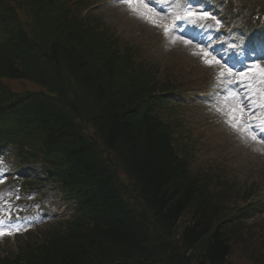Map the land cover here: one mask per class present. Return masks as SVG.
Returning <instances> with one entry per match:
<instances>
[{
  "label": "trees",
  "instance_id": "16d2710c",
  "mask_svg": "<svg viewBox=\"0 0 264 264\" xmlns=\"http://www.w3.org/2000/svg\"><path fill=\"white\" fill-rule=\"evenodd\" d=\"M54 2L62 1L10 2L16 16H23L19 12L28 15L32 30L42 31L38 39L42 46L33 31V38H29L19 27L17 38L21 41L14 50H3L6 57L0 56V78L25 79L44 88L48 96L28 95L43 101L45 115L51 122L48 130L52 134L60 131L58 141H75L74 158L82 172L87 163L94 162L95 154L90 149H95V143L113 151L119 163L120 159L126 162L139 184L138 197L146 209L154 210L166 223L176 222L179 216L187 218L190 225L184 230L183 243L186 252L197 255L198 264H229L227 259L235 244H244L253 253L257 245L250 233L242 229L238 215L231 218L227 214L230 209L221 203L223 197L211 184L192 176L178 161L167 131L159 129L158 119L144 107L156 90L168 85L144 89L140 83L143 62L136 53L128 47L119 49L106 32L84 29L90 24L88 19L76 22L68 16L67 7ZM10 56L19 60L18 65L23 68L15 67ZM75 118L90 122L94 143L85 145L77 140L78 129L69 121ZM12 139L11 134L0 132L1 144ZM115 191L111 180L103 185L102 179L99 181L96 193L103 222L76 235H56L51 247V243L40 248L31 244L11 264H94L104 256L118 264H141V260H147L150 246L141 231L146 216L136 217L135 221L122 213L121 207L113 204L121 200ZM58 238L64 244H57ZM254 259L260 260L257 256Z\"/></svg>",
  "mask_w": 264,
  "mask_h": 264
},
{
  "label": "rangeland",
  "instance_id": "374dc122",
  "mask_svg": "<svg viewBox=\"0 0 264 264\" xmlns=\"http://www.w3.org/2000/svg\"><path fill=\"white\" fill-rule=\"evenodd\" d=\"M114 1L116 2V4H114ZM257 1L258 0H250L249 3H255ZM260 1L264 2V0ZM91 2L95 4V10H97L95 12L93 11V13L97 17H100L105 25L111 27L112 34L120 42L121 48H124L125 43L129 42L134 51L140 53V55L143 58H146V60L150 64L154 63V65H156L157 67H159L158 65H160V67L163 66L160 62L162 59H164V57L167 58L164 67L160 68L159 70L160 72L158 74V77H160L161 80L168 79L170 77L168 74L165 73L164 68H173L177 77V82L188 81L189 76L198 78L202 75H210V71L214 70L213 66H208L201 63L198 60V57H196L190 51V49H188V47L183 48L182 46H179L178 43H175L173 40H171L170 36L165 35L162 27L154 26V24L150 23L147 19L141 18L135 12L130 11L128 4L121 3L120 0H91ZM141 11L146 10L142 9ZM149 15H151V13H149ZM153 18L159 25H167L166 19L163 15L158 14L155 15ZM233 78L240 79V81L244 82V84H255V82L253 81L254 76L250 78V81L245 78H241L240 74L237 73L233 76H230L228 80H232ZM15 85L17 88H31V85H26L27 87H22V83H15ZM235 108H237L236 102H232L227 105V109L230 111H233ZM205 113V111L200 110L199 114L197 115H199L201 118L203 117L211 119V117ZM230 114L234 116L242 115L240 110L231 112ZM225 115L226 113H221L216 119H212L209 123L217 126L223 121ZM209 123L198 127V130L202 131L201 134H199L201 137L199 139V142L203 143L204 140V146L202 144H198V153L196 152V157H200L196 160H199L200 162L201 160L206 161L207 159L205 155L206 146L204 130H207L212 127V125H210ZM185 131L186 127H181L180 129H177L178 134L176 141L180 147H188L187 143L182 139L180 135L181 133L185 138H187ZM194 131H196V129L193 131H188L187 133L189 134L190 132ZM248 144L254 147V144L252 142L248 141ZM188 150L190 152V155H193L194 152L191 147H188ZM225 154L226 151H224V158L220 159V148L216 147L213 149L212 153L210 154V157L212 156L215 160L219 159V165L228 172L231 171V168L233 166H236V163L241 164L242 168L239 171L238 176L240 181L239 191H242L243 189L249 186V182L247 179L244 178V176L250 172H254L252 176L261 177L262 181H264V172L261 171L259 167V165L264 167V159L262 158L263 155L260 154V156H256L253 154L256 157L242 160L228 158V156H226ZM258 191L259 195L261 196L260 200L263 201L264 190L259 189ZM237 195H242V193H238ZM227 204L231 203L227 201L226 205ZM254 220H264V210L258 212L254 217ZM241 246H243V244H235L233 247V255L230 257V261L233 264H248V262H246L243 257H239V255H237V253H241L243 254V256H247L246 254L242 253L240 248ZM7 247L8 246H0V251L12 248V246L8 248ZM247 257L251 258L249 256ZM238 258L243 261L241 262ZM251 262H253L252 259Z\"/></svg>",
  "mask_w": 264,
  "mask_h": 264
},
{
  "label": "snow or ice",
  "instance_id": "6c2138e0",
  "mask_svg": "<svg viewBox=\"0 0 264 264\" xmlns=\"http://www.w3.org/2000/svg\"><path fill=\"white\" fill-rule=\"evenodd\" d=\"M122 2L128 4V7L130 9V11L135 12L139 17L147 19L150 23H153L154 26H158V27H162L163 31L165 33V35H168L169 33V27L167 25H159L155 19L153 18L156 13L153 12V10L145 3H143V0H122ZM140 9H145L146 11H141ZM149 13H151V15H149ZM186 17L187 18H192L193 20H207V19H212L213 17L209 16V14L207 12H203V13H194L191 10L187 11L186 13ZM177 19H180V17H177ZM185 43H188L187 41H185ZM203 55L205 57H207L208 53L205 52L203 53ZM205 64H212V63H216L219 64L220 61L219 60H213V61H209L207 59L204 60ZM257 73L261 76L264 77V68H260L259 65H255L254 66ZM231 74V73H229ZM221 77L224 76V72H221L219 74ZM243 111V108H241V112ZM233 112H235V110H233ZM235 126V125H233ZM261 131H264V128L261 129ZM251 138L253 140H256L257 137L256 136H251ZM2 182V181H0ZM13 230H8V229H4L2 227H0V237H3L5 235H11Z\"/></svg>",
  "mask_w": 264,
  "mask_h": 264
}]
</instances>
